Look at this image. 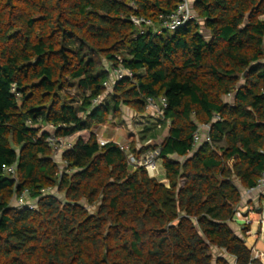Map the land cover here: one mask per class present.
I'll return each instance as SVG.
<instances>
[{"label": "trees", "instance_id": "trees-1", "mask_svg": "<svg viewBox=\"0 0 264 264\" xmlns=\"http://www.w3.org/2000/svg\"><path fill=\"white\" fill-rule=\"evenodd\" d=\"M182 3L0 0V264L258 263L231 224L264 172V0H190L196 19L157 35ZM119 66L133 78L108 94ZM148 99L167 102L166 183L129 164L151 148L96 133ZM81 133L57 162L48 138Z\"/></svg>", "mask_w": 264, "mask_h": 264}, {"label": "built area", "instance_id": "built-area-1", "mask_svg": "<svg viewBox=\"0 0 264 264\" xmlns=\"http://www.w3.org/2000/svg\"><path fill=\"white\" fill-rule=\"evenodd\" d=\"M163 24L159 29H155V33L157 35H162L165 31L169 32H175L190 21H194L196 19L195 14L192 10V6L190 3V0H183V3L178 7L177 11L165 18H163ZM132 23L138 27V28H144L147 29L149 27H153V24L151 21L139 18V17H132L131 18ZM111 79L110 82L105 84V87L107 89V92L109 90H112L115 85V81H118L124 77L133 78V73L130 70L125 69L122 66H119L118 68L110 71ZM102 99V98H101ZM100 100L95 101V104H98L101 102ZM167 108V102L165 99H160L159 102H156L153 99L147 100V112L151 113V116L156 120L155 126L157 130H162L164 128L169 129V121L165 118V109ZM49 129L54 130L52 126L49 127ZM45 131V130H44ZM210 131H211V125H200L195 132L193 136V142L195 146H198L202 142H209L211 143L210 138ZM63 138H57L52 134L48 140L47 143L55 150V152L60 151V146L63 144ZM98 142L101 147L105 146L108 141H104L103 139H98ZM117 144V143H116ZM119 145L123 150L129 151L128 146H122ZM159 155H160V149L157 147L156 149H152L144 153L141 157H136L135 155L129 156V164L134 168H144L149 176L151 178L158 179L160 173H159ZM4 172L6 174L14 176L16 173V167H8L4 169ZM259 191H264V172L258 182V185L250 190H247L246 193L248 194H254ZM29 197V191L25 190L23 193L17 197L14 200V204L17 205L19 208H30L33 209V206L29 204L28 202ZM259 223L264 227V214H262L261 219ZM261 254L258 252H253L252 257L253 260H259L261 259ZM258 264V263H257Z\"/></svg>", "mask_w": 264, "mask_h": 264}, {"label": "rangeland", "instance_id": "rangeland-1", "mask_svg": "<svg viewBox=\"0 0 264 264\" xmlns=\"http://www.w3.org/2000/svg\"><path fill=\"white\" fill-rule=\"evenodd\" d=\"M168 34H173V32H170ZM109 67L110 66L108 65V63H105V69L109 70ZM112 90H109L107 93H111ZM75 93V91L71 92V94ZM104 99H106V96L102 98L101 101H103ZM155 122L156 120L153 118V116H151V113L149 112H146L142 116L140 114H137L131 108L123 107L119 118L112 119L105 125L99 127L96 130V133L98 134V139H103L104 141L109 140L108 142H113L128 147L133 142H136L139 149H142V147H144L151 148L150 150H152L154 147H159L162 144L164 140V131L166 130V128L157 130ZM147 127L151 128L152 130L145 132V129ZM44 130L52 131L51 129H49V127H44ZM108 133H110L111 135L107 136ZM82 135L83 133L77 134L63 140V144L60 146V151L55 152V159L57 162L60 161L61 152L73 145L76 140ZM158 167L160 173L158 180L162 183H165V172L162 167L161 161L158 162ZM29 204L34 207L33 202H30ZM215 257L217 258L220 256L219 254H217Z\"/></svg>", "mask_w": 264, "mask_h": 264}, {"label": "crops", "instance_id": "crops-1", "mask_svg": "<svg viewBox=\"0 0 264 264\" xmlns=\"http://www.w3.org/2000/svg\"><path fill=\"white\" fill-rule=\"evenodd\" d=\"M168 132V129L164 131V139L167 137ZM110 135V133L107 134V136ZM164 182L166 183V181ZM262 214H264V191L254 194H248L244 191L242 202L238 206L231 224L232 229L245 240L246 246L252 253L258 252L262 255L261 259L258 260V264H264V227L259 223ZM222 256L227 257L225 254ZM228 261L230 264H235L232 257H228Z\"/></svg>", "mask_w": 264, "mask_h": 264}]
</instances>
